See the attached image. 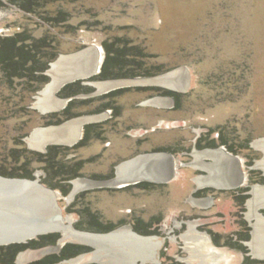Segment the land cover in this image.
I'll list each match as a JSON object with an SVG mask.
<instances>
[{
    "label": "rangeland",
    "instance_id": "rangeland-1",
    "mask_svg": "<svg viewBox=\"0 0 264 264\" xmlns=\"http://www.w3.org/2000/svg\"><path fill=\"white\" fill-rule=\"evenodd\" d=\"M19 3L28 5L26 0H0V39L16 33H25L32 39L53 35L58 55L51 65L62 56L95 48L105 51L106 60L108 55L117 56L120 48L128 57L148 56L139 62L154 74L179 68H186L191 74L190 89L176 94L170 107L146 104L163 96L164 91L139 93L132 88L110 98L108 108L122 110L114 122L115 130L107 135L112 146L105 149L104 141L94 138L78 149L81 159H92L80 162L82 170L78 171L82 174L78 177H115L94 175H108L114 164L130 158L137 147L140 151L166 149L163 151L181 162L192 163L194 159L185 154L194 149L199 135H208L199 150L211 142L214 147L224 146L242 159V170L247 174L246 186L236 190L200 191L195 178L201 172L184 166L168 184L143 183L125 190L97 188L78 193L70 202L68 195L58 192L63 216L80 231L86 228L85 222L83 228L76 227L79 214L82 218L91 217V227H97L88 231L106 233L110 230L108 224L114 225L111 229L129 225L145 230L140 233L134 228L141 236L153 235L163 242L153 264H186L184 258L188 255L182 236L189 231V222L198 233L209 237L208 243L223 256L222 264H264L252 256L247 244L253 228L247 218L250 195H243L255 185L264 186V170L254 168L255 163L264 160V151L254 147L255 141L264 139V0H58L41 8L36 6L31 13ZM131 42L140 49L128 47ZM124 59L117 62L118 66L131 63L125 56ZM4 69L0 64V176L21 179L2 174L39 172L44 185L43 164L38 156L41 150L30 147L29 138L38 129L59 125L47 124L46 119L52 120L61 111L42 113L36 107L41 91L52 87V79L43 84L34 76L13 77L17 70ZM78 96L86 97H77L83 100L69 105L70 118L104 101V97H99L89 105L84 100L90 95ZM129 126L144 128L138 136L145 139L126 138L124 131ZM207 129L209 134L203 132ZM146 130L149 131L145 135ZM52 146L59 147H49ZM61 148L54 151L63 153L66 146ZM58 162L68 165L70 161L63 157ZM192 196L211 197L213 203L205 209L196 207L189 203ZM72 206L75 210L68 211ZM38 260L50 264L47 257Z\"/></svg>",
    "mask_w": 264,
    "mask_h": 264
},
{
    "label": "flooded vegetation",
    "instance_id": "flooded-vegetation-1",
    "mask_svg": "<svg viewBox=\"0 0 264 264\" xmlns=\"http://www.w3.org/2000/svg\"><path fill=\"white\" fill-rule=\"evenodd\" d=\"M104 62H105V51H104ZM104 62L102 64V67L104 65ZM177 70L178 69L165 73L163 75H159V76L116 79V80H109V81H101L100 80L101 77L98 76L92 79L93 81H96V82L100 81V82L94 83L95 88L88 86L86 84H83L81 81H79L65 88L63 91H61L59 93L60 96H63L65 98H70V97H75V98L67 104L66 108L61 113L54 115L52 117V120L46 119L47 124H50L51 122H58V121L61 122V124L52 125L47 128L48 129L63 128L69 122L71 123V121L77 122L78 124L77 131L75 132V135H73L72 139L69 140V141H72L78 138V136L80 135L81 128L85 125V123H90V124H86L84 126L82 130L81 138L74 148H69L68 150L64 149L63 153L55 152L54 150H50L47 152V156H45L43 159V172H44L43 180L45 183L44 185L56 191L57 193L59 192L62 195H68L69 197L67 199H68V202H70L76 198L75 196H77L78 193L89 191V190H95L99 187H110V189L112 190L113 189L125 190L130 187H137L139 185H142L143 183H149V182L150 184H155L157 186L159 184H168L172 182L178 176V173L180 172L181 167L190 166V167L198 168L199 171L201 172V174H198L199 176L195 178V182L197 183V187L200 188V191L205 192V188H213L216 190H236V189L246 186L245 184L247 182V174L242 170V165H241L242 159L240 157L231 154L227 150V148L224 146L214 147V145L211 144L213 142H211L207 146V148L200 149V150L198 149L207 139L206 137L208 135H201V136L199 135V137L195 141L194 149H192L188 154H185L188 157H190V159L191 158L192 160L194 159V162L192 163L190 162V163L185 164L184 162H181V160L177 156L169 152L163 151L166 149H163V150L159 149V150H153V151H140L139 147H137V150L132 151L134 153L130 158L121 160L117 164H114L108 175H101V176L94 175L97 178H106L110 176H115L116 169L120 165L117 169L118 176H115L111 179H105V180H95V179H88V178H82V177L76 178V176H79V174H82L81 172L76 170L78 166L80 165V162L82 161L92 162L90 161L92 159L90 160L81 159V157H79V155L77 154L78 149L87 145L91 141V139H94V138L103 140L105 149H108L112 146L111 142L107 138V135L108 133L113 132L115 130L114 122L117 120L118 117H120L122 110L121 109H109L108 107H111L109 99L119 97L121 96L120 93L127 92L132 88H137L136 91H138L139 93H147V92L162 93V91H165L161 89L162 87L173 89L176 92L182 91L179 89L178 86L170 83V80L174 82L176 80V77L174 79H169L168 81L166 80V81L156 83V84L149 82L152 79H158L161 77L168 76L172 74L173 72H176ZM124 80H127V81H124ZM168 83L174 87L169 86ZM119 85H124V86L117 87ZM125 85H132V86H128V88H122V87H127ZM119 88H122V89H119ZM113 89H117V90L107 93ZM56 90L57 89H54V91L52 92V95L49 97V98H52V100L54 99L53 100L54 106L52 105L51 107L53 109H48V111H44V112L41 111L42 113L52 112V111H55L61 108L60 99L55 95ZM80 93H85V94L90 95L88 99L84 100L86 102L85 103L81 102V104L90 103L89 105H91L94 103L96 98L104 97V101H102L103 104L93 109H90L89 111H78L75 113L74 118L73 116L70 118L71 111L68 108L69 105L76 103L75 101L77 100H83L79 98L86 97V96H78L80 95ZM179 93H183V92H179ZM179 93H176V94H179ZM176 94L174 93L171 97L172 98L175 97ZM40 96L45 99L44 93H41ZM172 98L169 99L167 96L161 95V96L155 97L152 100L146 102V104L151 105L153 107L156 106V108L170 107L172 105V101H171ZM39 99H37V102H36V107L38 109H39V106H38ZM87 100L89 102H87ZM172 100H174V98ZM140 106H144V105L140 104ZM56 126H60V127H56ZM141 129H144V128L142 127L135 128V127L129 126L125 129L124 135L128 139L134 138L135 140H143L145 138H143L142 136H138L139 135L138 132ZM42 130H47V129H38L36 131H42ZM133 131L135 134L132 133ZM148 131L149 130H146L143 134L145 135L148 134L147 133ZM209 131L210 130L208 131L203 130V132L206 134H209L210 133ZM197 132L199 133V131ZM218 136L220 135L218 134ZM260 141L263 142L264 139L255 141L256 143L254 142V147L264 151L263 148L261 149L260 147L256 146V144L259 143ZM62 145L66 146V148H68L67 146H69L68 144H62ZM252 145L253 144H251V147H253ZM140 152H146V153H140ZM63 157L65 160L70 161L68 164L70 168H64L63 170L60 164H56V162H58L60 158L63 159ZM225 157L229 158V163L225 164L226 167L228 168L233 165V168L235 172L237 173L238 178H241V174L243 175L242 184L240 183L239 185L235 184V186H232V187L217 186L218 184H222L220 182L201 184L200 181L202 179L207 178L209 180V177L212 174L211 170L213 174L215 173V170H217L218 165L220 163L218 159L225 158ZM161 160L167 161L169 163L170 169L172 167L174 169L173 174L169 177L170 179L167 177L164 179H161V178L158 179V178H155L151 174V173L157 174L158 172L161 171L160 169L156 168L162 162ZM260 163H262L261 166H259ZM166 165L168 166V164ZM255 166L264 170V160L259 161L257 165L255 163L254 168ZM40 176L41 174L39 172L37 174H34V178L36 179L38 177L42 183V179L40 178ZM137 182H141V183L135 184ZM77 183L78 184L82 183L83 185L78 186ZM128 184L129 186H126ZM257 188H264V186L255 185L250 188L249 192H246L243 194V195H250V198L247 204L248 205L247 218L249 219V222L252 225L253 231H252V236L250 240L249 239L247 240L248 241L247 244H248V247L250 248L251 253L254 251V249L251 246V243L254 240L253 233L255 230L254 224L256 223V219H253V218L250 219L249 213L251 212L250 204L254 200L253 192L257 190ZM110 189H107V190H110ZM143 189H146V188L143 187ZM60 194H57V196L60 197ZM87 194L88 193H85V197ZM189 203L192 204L193 206L205 209V208L210 207V205L213 203V199L211 197L192 196L189 199ZM74 210H75V206H72L70 208L68 207V211H74ZM257 212L260 214V216L264 218V206L259 207L257 209ZM62 214H63V211H62ZM79 216L80 217L77 221L76 227L78 229H81L82 222H85L84 227L86 228V231L77 230L74 226L73 221L71 219L64 217L65 220L62 226L67 227V229L65 232L61 229L58 230V232L61 233V235L51 234L45 237L38 238L32 243H30L29 245H14L15 248H13L12 250L11 249L6 250L4 252L0 250V254L1 253L4 254L2 256L0 255V264H43V263H38L36 261H39L38 259L45 258V257L48 258L50 264H71L70 262L75 261V260L80 261L79 264H88V263L89 264H103L102 262L94 259V253H96L98 249L97 246L87 243V242L85 243V242L78 241L77 239L76 240L67 239L68 238L67 235L69 234L71 235V233H76V234L85 235V237L86 236L101 237L104 235L109 236V235L118 233V231L120 230L123 231L122 234L127 235V238H126L127 241H123L124 246H127L128 244H131L133 241H136L134 239L137 238L138 240L136 242H139L138 244L140 247H143L145 249L151 247V249L154 251V256L152 257V259L146 260V261H142V259H140L131 264H150V263L153 264L154 261H157L158 254H159L158 250L163 245V242L158 237L153 236V235L141 236L134 231V228L136 229L137 232H140V233H146L145 230L138 229L137 227L131 228V226L129 225L120 226L118 228L113 229L110 232L98 233L96 231H93L97 229V227H94V226L91 227L92 226L91 217L87 215L82 218L80 214ZM174 222L177 223L176 220ZM86 224H90L89 227H86L85 226ZM188 225H189V231L182 237L184 239H186V236L188 235L194 236L195 238L196 236H199L200 238L205 237L204 238L205 242L203 241L204 258L207 261L211 259L212 261H218V264H222L223 256L221 255V253H218L219 250L213 244L208 243L209 237L205 235L202 236L200 233H198L199 231L195 228V226H193L192 222H189ZM88 228H91L93 230L88 231L90 230ZM174 240L176 241V239ZM61 246H63V248L60 253L45 256L46 254H49V253H55L58 250V248H60ZM187 248H188V243L187 241H185L184 249H185V253H187L188 255V257L184 258V262H186V264H207L204 260H202L201 262H198L196 259L192 258L191 256L195 253L189 251ZM17 249L19 250L16 252ZM131 251H134V250L131 249ZM137 256L138 255L134 253L133 257L135 258ZM252 256H254L253 253H252ZM215 257H217V260L215 259ZM224 257H227V256H224ZM257 259L264 261V259H260V258H257ZM105 264H108V263H105Z\"/></svg>",
    "mask_w": 264,
    "mask_h": 264
},
{
    "label": "bare ground",
    "instance_id": "bare-ground-1",
    "mask_svg": "<svg viewBox=\"0 0 264 264\" xmlns=\"http://www.w3.org/2000/svg\"><path fill=\"white\" fill-rule=\"evenodd\" d=\"M104 62V52L101 49L95 48L93 51H85L81 52L79 54H74L72 56H62L57 63H54V65H51L52 69H49L47 71V75H50L52 78L51 83H53L52 87L49 86L46 91H42L41 93H44V98L39 99V110L44 112L51 108L53 104L52 98H49L52 95V92L54 89H58L66 82H71L76 80L79 77L87 76L88 74L97 71L99 68H101L102 64ZM51 70V71H50ZM50 71V72H49ZM49 72V73H48ZM176 77V80L172 82L170 80V83L173 85H176L179 87L181 92H185L187 90L188 85H191V74L186 68H179L176 72H173L172 74L161 77L158 79H152L149 82L150 83H160L163 81H168L169 79H174ZM127 81V80H124ZM119 82V81H118ZM169 86L174 87L168 83ZM124 85H119L117 87H121ZM125 86H132V85H125ZM116 88V87H115ZM165 89H170L167 87H162ZM173 90V89H172ZM175 91V90H174ZM55 95L58 97V95ZM40 94V93H39ZM60 109L55 110V112L61 110L66 104L65 102L60 98ZM170 99V98H169ZM172 101V99H171ZM56 104V103H55ZM53 112V111H52ZM49 113V112H48ZM77 122H69L67 125H65L63 128H51L47 130L42 131H36V133L33 134L32 137L29 138L30 146L33 149L41 150V152H45L46 146L48 145H62V144H68L71 145L74 141H69L72 139L73 135H75V132L77 131ZM55 127V126H54ZM60 127V126H56ZM62 127V126H61ZM65 142V143H64ZM68 142V143H67ZM256 146L260 147L261 149H264V141H260L256 144ZM211 155V154H210ZM220 161L217 170H215V173L213 174L211 170V176L209 177V180L207 178L202 179L200 182L201 184H209V183H216L220 182L222 184H218L217 186H228L232 187L235 186V184H242L243 182V175L241 174V178H238L237 173L235 172L233 165L231 167H226V163H229V158H219ZM162 162L160 165H158L156 168L160 169L161 171L157 174L151 173L155 178H169L173 174V167L170 169L169 163L165 160H161ZM168 164V166L166 165ZM262 163L259 164L261 166ZM208 169V167H207ZM168 174V175H167ZM174 177V176H173ZM157 179V180H158ZM170 179V178H169ZM147 181V180H146ZM154 182V181H153ZM159 182V181H158ZM169 182V181H168ZM123 183V182H121ZM161 183V182H160ZM163 183V182H162ZM11 184V183H9ZM20 184L22 186H27V188L30 187L29 182L24 181L22 183L15 182L13 185L16 187V189L20 188ZM78 184V183H77ZM76 184V185H77ZM6 185L4 182H2V179L0 178V188H4ZM83 185L82 183H79L78 186ZM30 192H29V200L24 202L28 207H31L34 210L35 215H37L41 220L45 221V225L41 224L40 227L42 231H58L63 230L66 231L67 227L62 226L61 224H53L51 221H55L56 219V212L53 208V206L50 203L51 200V194L49 192H37V188L35 186H31ZM254 194V200L251 202V212L249 213L250 219H256V223L254 224L255 230H254V240L251 243L252 248L254 249L253 255L257 258L264 259V218L260 216V214L257 212V209L259 207L264 206V188H257L253 192ZM38 206V207H36ZM37 208V209H36ZM39 228V227H38ZM69 237V236H68ZM71 237L74 239H77L81 242H87L90 244H93L98 247L96 253H94V259L97 261H104L111 264H131L136 262L137 260L142 259V261L150 260L154 256V251L150 248H143L139 246V242H136L138 239H134L136 241H133L131 244H128L127 246H124L123 241H127V235L122 233H115L109 236H101V237H92V236H86L82 234H76L71 233ZM130 240V239H129ZM185 241L188 243V250L195 253L191 257L196 259L198 262H201L204 260L207 264H211L209 261H207L203 256L204 251V244L205 239L203 237L196 236H186ZM133 249L134 251H131ZM134 253L138 255L137 257H133ZM141 253V254H139ZM80 261H72L71 264H79Z\"/></svg>",
    "mask_w": 264,
    "mask_h": 264
},
{
    "label": "trees",
    "instance_id": "trees-1",
    "mask_svg": "<svg viewBox=\"0 0 264 264\" xmlns=\"http://www.w3.org/2000/svg\"><path fill=\"white\" fill-rule=\"evenodd\" d=\"M28 5H21L23 9L27 12H34L36 10V6L39 8L44 7L45 4H51L53 2H56L58 0H26ZM50 23L53 25V20H49ZM34 38V37H33ZM30 42V43H27ZM133 43L131 42L128 44V47H131L133 49H140L137 47L132 46ZM58 43L56 42V39L53 35H48L47 37L41 38V39H32L29 35H25V33H16L12 37H7L5 39H0V64L3 65L6 71V68H8L11 72L17 70L18 74L13 75V77H25L27 75L34 76L33 78L40 79L41 83L46 84L50 82V78L45 75V72H47L51 68V64L57 59L58 55ZM123 49L119 48V52L117 53V56L115 55H108L104 65L102 67V72L100 74L101 79L100 80H116V79H127V78H137V77H152L159 75L154 74L155 72H152V70H149L144 65V69L142 67V64L140 61L141 58L148 59V56H141L137 55L136 57H128L127 55H124L122 52ZM108 53H110V50L108 49ZM124 56L128 61H131V63H128L124 66V64L117 63L124 59ZM116 60V61H115ZM125 60V59H124ZM40 65V66H39ZM111 66H116L115 69H113ZM50 67V68H49ZM113 69V71H112ZM121 71V72H120ZM9 72V71H7ZM111 72H114V74H111ZM159 72V70H158ZM164 73V72H163ZM40 76V77H36ZM42 76V77H41ZM69 87V86H68ZM67 88V87H66ZM163 96H170L174 93L164 91ZM176 94V93H175ZM57 124H61V122H56ZM61 146H52L48 148V151L50 150H59ZM70 147L66 148L67 150ZM74 148V147H72ZM62 149V148H61ZM41 159V163L43 164V159L45 156H47V153H40L38 155ZM56 164H60L59 162ZM61 168L64 170V168H70L69 165H66L64 163L60 164ZM59 168V169H61ZM82 165L78 166L76 169L77 171L81 170ZM2 174V173H1ZM4 176L9 177H21V179H29L34 180V173H22L20 172L19 175H13L11 174H2ZM78 177V176H76ZM101 222V221H100ZM102 223V222H101ZM106 224H103L105 226ZM108 229H110L108 232L112 231L111 229L113 226L110 224L107 225ZM107 232V231H106ZM12 247H0V250L2 252L13 249ZM19 249L16 250V252ZM15 253V252H14Z\"/></svg>",
    "mask_w": 264,
    "mask_h": 264
},
{
    "label": "water",
    "instance_id": "water-1",
    "mask_svg": "<svg viewBox=\"0 0 264 264\" xmlns=\"http://www.w3.org/2000/svg\"><path fill=\"white\" fill-rule=\"evenodd\" d=\"M101 72H102V66L97 71H94L88 74L87 76L79 77L76 80L71 81V82H66L58 89L56 94L59 95V93L63 91L66 87L73 85L79 81H81L83 84H86L88 86L95 88L94 83H97L100 81L96 82V81H93L92 79L100 76ZM45 74L50 79L52 78L50 75H47V72ZM104 81H109V80H104ZM190 81H191V78H190ZM122 88H128V86L122 87ZM122 88H119V89H122ZM161 89L171 92V93H179L172 89H165V88H161ZM189 89H190V86L188 85L187 90L184 93H186ZM115 90L117 89H113L107 93H110ZM74 98L75 97L61 98L65 102L66 105L60 111L62 112L66 108L67 104L70 101H72ZM60 111H57V112H60ZM86 124H90V123H85V125ZM84 126L81 128L80 135L78 136V138L71 145L67 147L72 148L77 145V143L79 142L81 138V134H82V130ZM49 146L51 145L46 146V150L43 153H46L48 151ZM39 153H42V152H39ZM117 169H116L115 176H118ZM0 178L2 179V182L6 184L4 185L5 189L0 188V247H11L14 245H29L30 243H32L33 241L41 237H45L51 234L61 235V233H59L58 231H44V230L42 231L41 229L43 228H41L40 225L41 224L45 225L46 224L45 221L41 220L37 215H35L34 213L35 209L28 207L24 203L29 200L28 197H30L29 192H30V188H32L31 186H35L38 190L37 192H42V193L49 192L51 194L50 203L56 212V219L55 221H51V223L56 224V225L64 223L65 218L62 214L61 208L59 207V203H58L59 197L57 196L58 193L56 191L43 185L38 177L34 180L5 178L1 176ZM24 181L31 183L29 188H27V186L25 185L22 186L20 184L21 187L19 189L18 188L16 189V187L13 185V183L15 184V182L22 183ZM139 183L141 182H137L135 184H139ZM126 186H129V184ZM99 188L103 189V188H110V187H99ZM62 248L63 246L58 248V250L55 253H49V254H46L45 256L52 255V254H58L62 251Z\"/></svg>",
    "mask_w": 264,
    "mask_h": 264
},
{
    "label": "crops",
    "instance_id": "crops-1",
    "mask_svg": "<svg viewBox=\"0 0 264 264\" xmlns=\"http://www.w3.org/2000/svg\"><path fill=\"white\" fill-rule=\"evenodd\" d=\"M124 160V159H123Z\"/></svg>",
    "mask_w": 264,
    "mask_h": 264
}]
</instances>
